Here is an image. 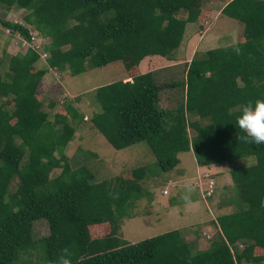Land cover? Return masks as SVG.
<instances>
[{
	"label": "trees",
	"instance_id": "16d2710c",
	"mask_svg": "<svg viewBox=\"0 0 264 264\" xmlns=\"http://www.w3.org/2000/svg\"><path fill=\"white\" fill-rule=\"evenodd\" d=\"M204 1L209 0H0L29 10L26 20L34 22L38 35L50 38L44 46L49 55L41 58L48 68L69 66L71 73H81L86 64L123 65L131 81L97 86L98 110L91 116L94 128L116 150L145 141L165 171L180 163L179 153L192 150L201 166L259 156L232 171L237 208L218 217L217 233L207 248L194 250L179 229L128 242L118 236V220L130 216L129 203L142 191L138 179L147 170L139 167L134 170L137 180L112 184L96 181L86 165L74 166L63 149L74 137L75 125L62 115V128H57L58 118H49L48 108L55 101L44 107L39 84L46 66L36 65L39 53L31 47L11 54L4 51L0 53V264H18L22 256L30 262L34 250L45 255L40 264H53L66 247L72 264H264V254L255 253L257 246L264 248V144L237 138L243 135L237 125L241 106L264 99V0H222L221 11L243 22V37L192 57L180 82L185 97L176 108L163 109L158 103L161 89L178 82L160 84L151 72L139 71L147 56L172 55L187 24L198 22ZM181 12L187 16L181 18ZM0 22L11 32L31 37L25 24L1 16ZM235 47L241 55L235 54ZM68 109L75 119V108ZM187 114L206 123L191 121V138ZM61 166L62 171L52 176ZM17 175L18 185L10 190ZM41 217L48 219L50 233L37 240L33 225ZM107 222L113 234L92 238L90 226Z\"/></svg>",
	"mask_w": 264,
	"mask_h": 264
},
{
	"label": "rangeland",
	"instance_id": "374dc122",
	"mask_svg": "<svg viewBox=\"0 0 264 264\" xmlns=\"http://www.w3.org/2000/svg\"><path fill=\"white\" fill-rule=\"evenodd\" d=\"M223 1H204L198 22L187 24L183 45L181 41L170 57H160L163 63H170V60L176 63L170 68L166 65L159 67L158 72H155L157 77L165 81L164 84L178 82L176 86L161 89L158 105L160 107L162 105L163 109H174L183 103L185 86L183 87L180 82L185 79L184 69L187 64L184 61L191 58V53L192 56L199 55L210 48L236 43L243 37V22L221 11L225 3ZM28 11L13 2L0 3L1 17L25 24L31 31V37L27 38L18 32H11L0 22V53L24 52L28 47L34 48L39 53L40 59L36 65L46 66V72L39 84L44 107H48V102L55 101L52 108H48L49 118L51 120L58 118L57 128H62L64 122L62 115L66 116L67 121L71 118L69 121L75 125V135L63 149L69 158L68 161L76 167L86 165L93 172L96 181L108 180L112 184H119V179L137 180L134 170L139 167L147 170L144 177L138 179L142 191L140 190L139 195L129 203L130 216L120 217L118 220V236L128 242L136 243L179 229L181 236L193 244L194 250L207 248L217 233L214 223L216 224L218 217L237 208L234 201L237 191L232 171L236 167L257 161L259 156L204 165V169L198 175V167L201 165H197V159L192 152H185L176 168L165 171L145 141L116 150L91 123L92 114L98 110L93 90L96 86L107 84L106 80L127 81L129 75L126 74L123 65L120 62H111L101 67L86 64V70L81 73H71L69 66H65L63 70L48 68L46 61L41 58L44 59L49 55V51L44 50V46L50 42V38L37 34L38 29L35 28L34 22L25 18ZM179 16L184 18L187 14L181 12ZM194 37L196 42L192 49L188 41ZM67 47L66 44L63 49L66 50ZM3 67L4 65L2 69ZM161 92L162 96H160ZM69 106L76 110L78 116L76 115L75 119L69 113ZM186 119L190 138L193 136V129L189 128L191 121L198 119L202 126L206 124L205 120L199 119L197 115L187 114ZM62 168L63 166L55 168L51 175H58ZM19 178L17 175L13 179L10 190L16 189ZM188 180L194 182L196 191L192 196L195 203L186 206L181 197L184 191L183 185ZM211 187L213 189H210ZM210 227L213 228L212 231ZM89 231L92 238L110 236L113 234V226L108 222L102 223L90 226ZM49 233L48 219L45 217L36 219L33 225L34 239L38 240ZM255 253L264 254V248L257 246ZM23 259L25 256L20 258L18 264H40L44 263L45 255L41 250H34L32 261Z\"/></svg>",
	"mask_w": 264,
	"mask_h": 264
},
{
	"label": "clouds",
	"instance_id": "9594fccd",
	"mask_svg": "<svg viewBox=\"0 0 264 264\" xmlns=\"http://www.w3.org/2000/svg\"><path fill=\"white\" fill-rule=\"evenodd\" d=\"M236 55H241L242 50L239 47L233 49ZM237 125L243 135H238V141L245 143H254L256 145L264 144V99H257L254 103L249 101L241 106L240 115L237 116ZM183 194L181 199L186 206L193 205L195 202L192 196L196 191L195 184L188 180L183 185ZM113 199H118V194L109 193ZM53 264H72V253L66 247L61 249L60 254Z\"/></svg>",
	"mask_w": 264,
	"mask_h": 264
},
{
	"label": "crops",
	"instance_id": "0c3cea01",
	"mask_svg": "<svg viewBox=\"0 0 264 264\" xmlns=\"http://www.w3.org/2000/svg\"><path fill=\"white\" fill-rule=\"evenodd\" d=\"M185 36H186V33H185ZM184 40H185V38L182 40L183 42H182V45H183V43H184ZM196 39H195V37L192 39V40H189L188 41V43L191 45V47H192V49L194 48V44H195V41ZM181 45V46H182ZM191 49V50H192ZM195 53V52H194ZM193 55V53H191V58L193 57L192 56ZM160 57H162V56H159V55H153V56H147V57H145V58H143L142 60H141V62H140V64H139V71H140V73H146V72H151L152 73V75L154 76V78H156L155 80H156V82H158V83H164L165 81H162L161 79H159L158 77H157V75L155 74V72H158V68L159 67H165L164 65H166V67L168 68H170L171 66H174V64L176 63V62H174V61H172V60H170V63H163V62H161V59H160ZM164 58V57H163ZM191 58L189 59V60H185L184 61V63L185 64H188L189 62H190V60H191ZM168 60V59H167ZM169 61V60H168ZM178 64V63H177ZM186 69H187V66H186V68L184 69V72H185V75H186ZM127 80H130L131 81V78H129L128 77V79ZM107 82H105V83H109L110 81L109 80H106ZM103 85V84H102ZM97 88V86L96 87H94V90L93 91H95V89ZM94 93V92H93ZM160 96H162V92H161V95ZM161 108H162V105H161ZM166 109V108H165ZM188 152H192L193 154H194V152H193V150L192 151H188ZM184 153L185 152H181V153H179L180 154V159H181V157H183L184 156ZM186 161H187V159H185ZM196 160V159H195ZM181 161H182V159H181ZM196 162H197V160H196ZM213 164V163H212ZM197 165L198 166H200L198 163H197ZM213 165H215V164H213ZM204 167L205 166H200V167H198L199 169H198V175L200 174V172H202V169H204ZM196 170H197V167H196ZM196 178V177H195ZM201 182V180H199V183ZM202 185H203V183H202ZM207 226V225H206ZM210 226V225H209ZM208 227V226H207ZM210 229V231H212V227H210L209 228Z\"/></svg>",
	"mask_w": 264,
	"mask_h": 264
},
{
	"label": "built area",
	"instance_id": "2783aa9c",
	"mask_svg": "<svg viewBox=\"0 0 264 264\" xmlns=\"http://www.w3.org/2000/svg\"><path fill=\"white\" fill-rule=\"evenodd\" d=\"M44 55H46V54L44 53ZM210 189H213V187H211ZM165 192L167 193L168 191L166 190ZM208 193L210 194V192H208ZM241 246H243V243H241Z\"/></svg>",
	"mask_w": 264,
	"mask_h": 264
}]
</instances>
